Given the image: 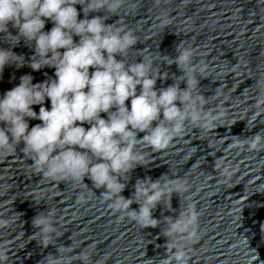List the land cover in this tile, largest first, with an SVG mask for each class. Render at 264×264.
Instances as JSON below:
<instances>
[{"label": "water", "instance_id": "95a60500", "mask_svg": "<svg viewBox=\"0 0 264 264\" xmlns=\"http://www.w3.org/2000/svg\"><path fill=\"white\" fill-rule=\"evenodd\" d=\"M133 2L134 12L122 10L108 21L125 25L137 36L129 59L150 55L162 71L179 76L175 64L163 65L165 55L174 57L176 46L191 48L194 61L206 69L196 93L205 97L206 110L217 119L206 128L186 124L164 149L141 145L147 165L135 169L122 195L131 197L138 178H181L188 189L181 201L174 194L172 210L161 202L153 216L174 217L187 203L195 205L197 237L187 244L188 264H264V148L250 150L247 144L256 134L264 136V0ZM51 27L48 22L45 30ZM10 31L15 34V29ZM0 47H10L2 35ZM12 50L26 61L33 55L23 41ZM25 74L38 83L54 78V69L6 66L0 95ZM172 82L158 81L157 88ZM45 106L50 108V101ZM29 123L31 127L40 121ZM21 147L0 154V219L10 221L0 228L7 264H41L42 257L56 254L61 245H70L73 255L93 252V264H160L166 255L163 221L160 227L142 228L110 207L111 201L91 181L45 178L34 171ZM47 209L54 210L61 237L53 241L56 247L43 249L32 236L31 220Z\"/></svg>", "mask_w": 264, "mask_h": 264}, {"label": "clouds", "instance_id": "9594fccd", "mask_svg": "<svg viewBox=\"0 0 264 264\" xmlns=\"http://www.w3.org/2000/svg\"><path fill=\"white\" fill-rule=\"evenodd\" d=\"M136 8L133 0H0V35L10 45L0 47V78L6 66L54 69V78L38 83L32 75H22L19 84L0 95V154L22 146L34 171L45 178L91 181L110 207L142 228H157L163 221L166 255L160 264H188L187 244L197 237L195 205L187 203L174 217L153 216L161 202L172 210L174 194L181 201L186 181L168 174L138 178L131 197L122 193L135 169L147 165L141 145L164 149L186 124L206 128L217 116L196 93L206 69L194 61L191 48L176 46L174 57L165 55L163 65L175 64L179 76L162 71L150 55L129 59L137 36L108 21ZM48 22L52 27L46 31ZM21 41L33 52L27 61L12 50ZM169 79L171 84L157 88L158 81ZM31 120L40 123L30 127ZM247 144L250 150L262 149L264 136L256 134ZM134 203L137 209L131 207ZM54 216L47 209L31 220L32 236L43 249L56 247L53 241L61 237ZM9 224L0 219V228ZM56 250L42 257L41 264H93L91 251L73 255L70 245ZM7 251L0 243V264H7Z\"/></svg>", "mask_w": 264, "mask_h": 264}]
</instances>
